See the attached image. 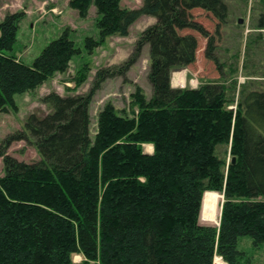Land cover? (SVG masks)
Returning a JSON list of instances; mask_svg holds the SVG:
<instances>
[{
	"label": "trees",
	"instance_id": "16d2710c",
	"mask_svg": "<svg viewBox=\"0 0 264 264\" xmlns=\"http://www.w3.org/2000/svg\"><path fill=\"white\" fill-rule=\"evenodd\" d=\"M225 1L144 0L131 9L123 0H70L83 18L97 10L99 37L84 40L89 53L111 36L128 35L142 15L156 21L127 60L97 70L88 92L45 95L50 112L30 114L1 141L0 264H216V257L253 264L240 241L264 245V83L234 81L216 93L171 83L175 68L197 59L195 31L207 40L205 56L221 69L216 36L194 11L224 22ZM251 11L258 13L254 28H264V0H254ZM23 16L8 12L0 21V112H17L15 95L67 71L80 52L66 29L32 63L23 62L13 53ZM147 44L152 95L136 86L128 108L106 103L91 137L97 90L107 78L125 75ZM19 140L30 141L40 159L8 154ZM145 143L159 156L157 168L147 172L141 167ZM221 194L219 225L203 224L201 214L214 220L207 205Z\"/></svg>",
	"mask_w": 264,
	"mask_h": 264
},
{
	"label": "rangeland",
	"instance_id": "374dc122",
	"mask_svg": "<svg viewBox=\"0 0 264 264\" xmlns=\"http://www.w3.org/2000/svg\"><path fill=\"white\" fill-rule=\"evenodd\" d=\"M143 1L123 0L122 4L131 9L139 8ZM225 2L229 7V16L224 22L201 9L194 11L197 20L216 36V53L222 63L221 69L214 60L205 56L207 40L195 31L199 39L197 59L181 71L172 72L173 86H204L212 93H216L221 85L229 89L234 81L237 82V86L246 83H264V28H254L258 17V13L251 11L254 0H249V7L245 6L244 0H226ZM15 11L24 13L13 49V53L23 62L32 63L43 48L66 29L71 30L80 52L73 58L67 71L57 73L54 78L35 91L15 95L17 112L14 110L0 112V143L7 135L20 130L30 114L35 112L38 115H45L50 112V107L43 102L45 95L51 92L61 95L88 92L97 70L119 65L127 60L142 31L156 21L152 16L142 15L130 26L128 35L111 36L93 53H89L84 44L85 38L99 37L98 15L94 6L89 15L83 18L71 6L70 0H0V21L8 12ZM187 31L191 30H185ZM246 44L248 53L245 55ZM243 64H247V67ZM87 66L90 68L86 80L77 84L80 71ZM149 66V45L147 44L138 61L125 75L107 78L102 82L90 108L91 137H94L97 132L98 113L106 103L111 102L118 109L128 108L131 93L136 86L142 87L147 97L152 95V86L148 79ZM238 91L239 87H237V94ZM7 153L26 162H36L40 159L35 146L27 140L15 141L10 145ZM158 161L159 156L154 146L148 143L143 144L142 170L147 172L156 169ZM3 173L4 163L3 158L0 157V175ZM214 199L213 203L207 205L213 209L214 214L210 217L214 220H205L201 214L203 224L218 225L220 223L224 196L221 194ZM240 246L253 255V264L264 263V245L255 247L252 241L245 237L240 241ZM74 258L77 261L82 259L81 256ZM217 258L220 259L217 264H227L220 257H216L215 260Z\"/></svg>",
	"mask_w": 264,
	"mask_h": 264
},
{
	"label": "water",
	"instance_id": "95a60500",
	"mask_svg": "<svg viewBox=\"0 0 264 264\" xmlns=\"http://www.w3.org/2000/svg\"><path fill=\"white\" fill-rule=\"evenodd\" d=\"M174 72L175 71H181V69L180 68H175L174 70H173ZM235 161V158H233V162ZM219 225V224H218Z\"/></svg>",
	"mask_w": 264,
	"mask_h": 264
},
{
	"label": "bare ground",
	"instance_id": "6f19581e",
	"mask_svg": "<svg viewBox=\"0 0 264 264\" xmlns=\"http://www.w3.org/2000/svg\"><path fill=\"white\" fill-rule=\"evenodd\" d=\"M217 259H218V258H217ZM217 259H216V260H217ZM217 263H218V261H217ZM217 263H216V264H217Z\"/></svg>",
	"mask_w": 264,
	"mask_h": 264
}]
</instances>
